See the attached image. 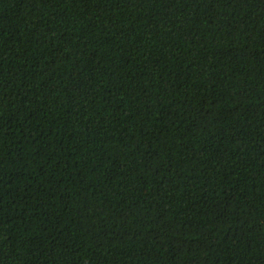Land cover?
Here are the masks:
<instances>
[{
	"label": "trees",
	"instance_id": "obj_1",
	"mask_svg": "<svg viewBox=\"0 0 264 264\" xmlns=\"http://www.w3.org/2000/svg\"><path fill=\"white\" fill-rule=\"evenodd\" d=\"M0 264H264V0H0Z\"/></svg>",
	"mask_w": 264,
	"mask_h": 264
}]
</instances>
